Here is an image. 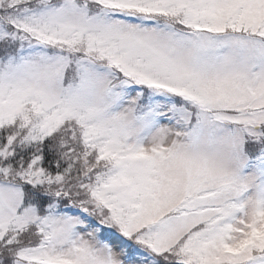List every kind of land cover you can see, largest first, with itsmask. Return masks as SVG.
<instances>
[{
  "label": "snow or ice",
  "instance_id": "obj_1",
  "mask_svg": "<svg viewBox=\"0 0 264 264\" xmlns=\"http://www.w3.org/2000/svg\"><path fill=\"white\" fill-rule=\"evenodd\" d=\"M0 264H264V0H0Z\"/></svg>",
  "mask_w": 264,
  "mask_h": 264
}]
</instances>
